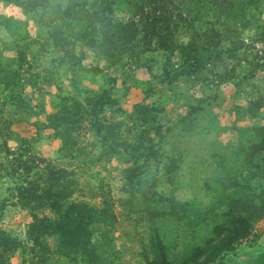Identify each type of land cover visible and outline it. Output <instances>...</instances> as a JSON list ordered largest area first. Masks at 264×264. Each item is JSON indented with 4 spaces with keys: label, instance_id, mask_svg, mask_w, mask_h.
Here are the masks:
<instances>
[{
    "label": "rangeland",
    "instance_id": "1",
    "mask_svg": "<svg viewBox=\"0 0 264 264\" xmlns=\"http://www.w3.org/2000/svg\"><path fill=\"white\" fill-rule=\"evenodd\" d=\"M185 1L168 15L165 0H0V231L19 243L10 264H79L33 228L71 204L105 221L94 239L108 264L156 258L153 229L180 256L264 187V0ZM29 182L36 204L21 195ZM220 257L264 264V218Z\"/></svg>",
    "mask_w": 264,
    "mask_h": 264
},
{
    "label": "trees",
    "instance_id": "2",
    "mask_svg": "<svg viewBox=\"0 0 264 264\" xmlns=\"http://www.w3.org/2000/svg\"><path fill=\"white\" fill-rule=\"evenodd\" d=\"M171 1L165 0V5L160 8V10L163 9L164 12H167L168 15L170 11L167 6L171 4ZM185 2V0H182L183 4ZM168 15L162 17V20H168L169 18L166 19ZM118 30L119 32H125L120 28ZM117 40L124 41V38L120 37ZM105 50L115 53V49L111 48V44L107 45ZM260 144L263 146L264 142ZM27 184V188L21 190V195L27 196L28 204H36L40 199L39 195H37L38 187L31 182ZM59 198V192H47L45 201L49 199L51 201V203H48L49 207L57 212L61 211V205L58 203ZM141 198L142 201L146 200L143 194ZM131 199L135 200V197ZM52 201L55 202L53 203ZM178 209L181 213H183V210H188L186 205H180ZM155 210L146 207L145 212L153 217L152 212ZM230 211L233 215L232 221L228 222L227 225H217L212 231L213 235L206 239L204 243L189 252H183L180 256L172 255L170 257L162 239L157 231L153 229V233H155L153 244L157 255L156 258L146 264H224L220 261V256L233 251L241 241L250 236L253 225L264 218V187L259 193L253 194L250 198L245 197L234 201L230 206ZM165 214L171 217L179 215L174 213V210L160 213L163 216ZM98 220L87 205L71 204L65 211H61L60 217L55 222L36 218L33 228H37L40 234L44 236L56 235L60 240L59 245L65 256H73L72 261L75 263L108 264L102 258L103 255L100 252L98 241L94 239V234L98 233L102 223L105 222ZM38 223L39 225L37 226ZM104 224L106 225L107 223ZM18 246L17 240L0 231V264H10V257L18 249Z\"/></svg>",
    "mask_w": 264,
    "mask_h": 264
}]
</instances>
